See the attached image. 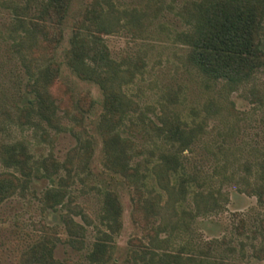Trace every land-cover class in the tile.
<instances>
[{
    "label": "rangeland",
    "instance_id": "obj_1",
    "mask_svg": "<svg viewBox=\"0 0 264 264\" xmlns=\"http://www.w3.org/2000/svg\"><path fill=\"white\" fill-rule=\"evenodd\" d=\"M190 1L70 0L52 23L45 0H0V173L26 184L0 201V264H50L30 254L42 244L51 264H159L158 237L196 264H264V199L244 190L264 185V66L234 86L201 74L179 39ZM107 3L120 22L98 33L92 21ZM94 36L135 73L120 120L71 52ZM176 118L202 126L181 173L221 194L164 232L152 165L170 148L160 128ZM182 206L193 208L191 194Z\"/></svg>",
    "mask_w": 264,
    "mask_h": 264
},
{
    "label": "trees",
    "instance_id": "obj_2",
    "mask_svg": "<svg viewBox=\"0 0 264 264\" xmlns=\"http://www.w3.org/2000/svg\"><path fill=\"white\" fill-rule=\"evenodd\" d=\"M70 0H45L43 13L52 23H57L69 6ZM108 4V3H107ZM122 13V12H121ZM187 28L180 32L179 39L188 47L189 62L205 77L220 81L224 85L234 86L248 80L258 69L264 66L262 49V30L264 21V0H191L185 15ZM120 17L112 3L106 9H100L92 21L94 31L109 33L118 26ZM39 26V23H36ZM53 31L50 37H56ZM94 36L92 45H83L74 40L71 52L74 60L83 70H89L97 79L106 94V112L110 119L120 120L131 109V99L124 87L132 81L135 73L122 68L109 56L108 49ZM86 68V69H85ZM54 72L48 68V74ZM202 126L176 118L160 128V134L170 148L159 154L152 165V173L163 193H156L154 206L165 222L161 230L166 232L178 224L182 215H192L213 210L219 202L218 190L204 188L198 184L193 187L190 179L181 173L184 170L181 154L190 150ZM16 155L15 160L20 159ZM175 175V176H174ZM172 176L177 179H172ZM147 174L143 175V179ZM248 192L264 199V185L246 182ZM26 184L13 172L0 173V201ZM191 194L193 208L188 210L182 202ZM56 203V196L52 198ZM173 220V221H171ZM74 235H80L82 227L75 225ZM167 237V236H166ZM167 238L156 239L159 264H196L195 255L172 254L163 249ZM30 254L40 263H50V247L35 246Z\"/></svg>",
    "mask_w": 264,
    "mask_h": 264
}]
</instances>
